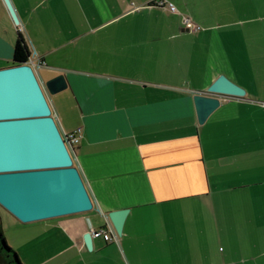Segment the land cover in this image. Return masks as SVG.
<instances>
[{
    "label": "crops",
    "instance_id": "0c3cea01",
    "mask_svg": "<svg viewBox=\"0 0 264 264\" xmlns=\"http://www.w3.org/2000/svg\"><path fill=\"white\" fill-rule=\"evenodd\" d=\"M154 1L10 0L14 23L0 0V68L21 34L41 83L64 76L45 95L62 135L82 130L71 156L94 202L13 217L34 264H264V0ZM219 75L245 94L200 124L193 95ZM105 227L116 238L88 249Z\"/></svg>",
    "mask_w": 264,
    "mask_h": 264
},
{
    "label": "water",
    "instance_id": "95a60500",
    "mask_svg": "<svg viewBox=\"0 0 264 264\" xmlns=\"http://www.w3.org/2000/svg\"><path fill=\"white\" fill-rule=\"evenodd\" d=\"M3 2L18 23L10 0ZM65 88L62 74L41 83L26 63L0 68V206L21 223L94 208L45 96V91L55 94ZM244 94L243 88L219 75L205 92L193 95L198 123L219 106V96ZM127 213L128 209L108 213L119 235ZM92 237L90 232L84 235L88 249Z\"/></svg>",
    "mask_w": 264,
    "mask_h": 264
},
{
    "label": "built area",
    "instance_id": "2783aa9c",
    "mask_svg": "<svg viewBox=\"0 0 264 264\" xmlns=\"http://www.w3.org/2000/svg\"><path fill=\"white\" fill-rule=\"evenodd\" d=\"M154 2L158 5H166L168 10L172 13H179L177 8L171 2H168L166 0H156ZM182 22L185 24L187 29L190 31H195L197 29V26L193 23V21L187 15L182 14ZM26 64L30 65L33 68V70H35L36 66L38 65L33 61L31 57L28 59ZM81 136H82L81 128H77L70 133L62 135V138L65 142V145L70 155L72 154L73 147L79 143ZM90 234L93 237H102L106 240H113L116 238L115 232H113L110 227L100 228L98 230H91Z\"/></svg>",
    "mask_w": 264,
    "mask_h": 264
},
{
    "label": "trees",
    "instance_id": "16d2710c",
    "mask_svg": "<svg viewBox=\"0 0 264 264\" xmlns=\"http://www.w3.org/2000/svg\"><path fill=\"white\" fill-rule=\"evenodd\" d=\"M30 57H31V52L25 38L21 34H18V37L14 45L12 64L26 63ZM0 264H22L17 253L13 249H11L10 246L8 245L2 231L1 223H0Z\"/></svg>",
    "mask_w": 264,
    "mask_h": 264
},
{
    "label": "rangeland",
    "instance_id": "374dc122",
    "mask_svg": "<svg viewBox=\"0 0 264 264\" xmlns=\"http://www.w3.org/2000/svg\"><path fill=\"white\" fill-rule=\"evenodd\" d=\"M46 96V95H45ZM0 223L2 227L3 234L6 238V241L11 249H13L20 260L23 259L24 262L27 264H34L35 259L33 257L27 256L24 251L19 248V238H20V231L17 229L18 226H21L13 216L7 212L3 207L0 206Z\"/></svg>",
    "mask_w": 264,
    "mask_h": 264
}]
</instances>
